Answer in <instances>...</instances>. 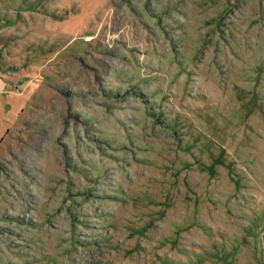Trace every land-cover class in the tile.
Returning a JSON list of instances; mask_svg holds the SVG:
<instances>
[{
  "label": "rangeland",
  "instance_id": "374dc122",
  "mask_svg": "<svg viewBox=\"0 0 264 264\" xmlns=\"http://www.w3.org/2000/svg\"><path fill=\"white\" fill-rule=\"evenodd\" d=\"M0 264H264V0H0Z\"/></svg>",
  "mask_w": 264,
  "mask_h": 264
}]
</instances>
